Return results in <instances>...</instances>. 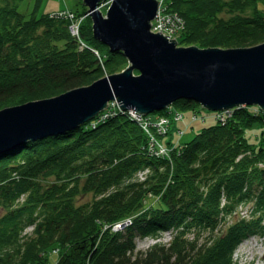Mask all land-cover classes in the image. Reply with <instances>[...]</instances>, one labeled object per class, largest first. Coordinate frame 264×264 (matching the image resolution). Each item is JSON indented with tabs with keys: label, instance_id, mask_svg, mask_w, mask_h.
<instances>
[{
	"label": "trees",
	"instance_id": "16d2710c",
	"mask_svg": "<svg viewBox=\"0 0 264 264\" xmlns=\"http://www.w3.org/2000/svg\"><path fill=\"white\" fill-rule=\"evenodd\" d=\"M21 1L0 5V110L86 87L129 65L122 52L95 40L90 17L78 39L68 17L23 14ZM170 1L185 22L181 46L264 42V0ZM70 12L81 18L88 9ZM80 41L98 55L81 50ZM232 112L175 147L171 159L154 155L148 135L122 115L0 156V264H49L52 250L57 264H237L236 247L264 235V112ZM254 128L260 134L251 142ZM89 193L91 202L76 205ZM248 204L251 217H242ZM128 218L132 225L111 230ZM163 231L175 233L171 242L138 250L137 238Z\"/></svg>",
	"mask_w": 264,
	"mask_h": 264
},
{
	"label": "water",
	"instance_id": "95a60500",
	"mask_svg": "<svg viewBox=\"0 0 264 264\" xmlns=\"http://www.w3.org/2000/svg\"><path fill=\"white\" fill-rule=\"evenodd\" d=\"M102 0H83L97 41L122 52L129 67L91 86L0 111V156L28 142L79 129L116 100L139 114L163 111L179 100L217 112L258 106L264 112V44L251 48L180 47L151 32L159 1L114 0L107 17ZM139 70L142 75L133 76Z\"/></svg>",
	"mask_w": 264,
	"mask_h": 264
},
{
	"label": "rangeland",
	"instance_id": "374dc122",
	"mask_svg": "<svg viewBox=\"0 0 264 264\" xmlns=\"http://www.w3.org/2000/svg\"><path fill=\"white\" fill-rule=\"evenodd\" d=\"M20 1L21 0H0V5H6V4L12 5L14 3L18 4ZM113 1L114 0H102L100 2L98 9L103 13L104 16H107V12L110 9V7L112 6ZM100 5H101V7H100ZM36 6L38 8H36ZM84 7L85 6H84L83 0H41L40 2L38 0H22L20 3V6H19V11L22 12L23 14H29V13L33 12V9L34 10L36 9L38 16H42L44 14H49L51 16V18H55V19L66 18L68 15V20L71 23L69 26V29H72V27L74 28V26L78 25V24H79L78 27L81 28L80 24L82 23L83 18L82 17L81 18L76 17L73 13L70 12V10L76 11V12L82 11L84 9ZM71 32L73 33L72 30H71ZM151 32L152 33H154V32L158 33L159 30L151 29ZM163 35H165V34H163ZM101 44H103V43H101ZM261 44H264V42ZM261 44H259V45H261ZM86 45L87 44L82 42V43H80L79 48L80 49L84 48ZM255 46H258V45H255ZM255 46H251V47H255ZM180 47L188 48V47H192V45L181 46L178 44L177 48H180ZM251 47H247V48H251ZM223 50H227V49H223ZM95 54L98 55L97 53H95ZM128 67H129V65L127 66V68ZM126 69H123L122 72H120V73H123ZM132 75L133 76H140V75H142V73L139 70H134L132 72ZM105 77H107V76L99 78L98 80L103 79ZM98 80H96L95 82H97ZM92 84H90L88 86H91ZM88 86H86V87H88ZM63 94H65V93H63ZM58 96H60V95H58ZM58 96H56V97H58ZM53 98H55V97H53ZM48 99H50V98H48ZM114 102H116V100H113L110 103H114ZM117 103L120 104L118 101H117ZM16 106H18V105H16ZM173 106L174 107H171L169 109L166 108L165 111L164 110L158 111V112H154V113L148 114V115L141 114L140 116H142L143 119L139 118L137 116L139 118V120L135 122L144 130V132L148 135V137H150L151 141H153L157 145H161V146L165 147L166 149H168L170 151H172L175 147L180 146L179 144H181L185 141L191 140L196 134L201 132V130L203 128L213 126V125L217 124V122H218V120L215 116V113L205 109L200 104L195 106L194 109L193 108L182 109V108H179L178 105H173ZM11 107H14V106L10 105V106L3 108L2 110L6 109V108H11ZM117 109H121V108H117ZM120 111H122V112L119 113V116L122 115L124 117H127L128 119H132V116H136L138 113L135 110H124L123 108ZM123 112H125L126 114H124ZM218 112H220V111H217L216 114H219ZM96 116L94 118H96ZM145 116L148 118H145ZM163 124L166 125V133L160 134L157 129H158V127H162ZM262 129L264 130V128H262ZM259 134H260V131H256L254 128L247 133V138L251 142H255L256 139L258 138L257 136H259ZM60 136H62V135H60ZM54 137H58V136H54ZM48 138H51V137H48ZM48 138H46V139H48ZM46 139H44V140H46ZM39 141H43V140H39ZM39 141H34L33 143H37ZM168 143L171 145H169ZM166 152L169 153L168 151H166ZM148 172H149L148 170L139 172L137 175L139 181H143L146 178ZM24 200H25V198H23L21 200L22 201L21 203H23ZM92 200H93V194L89 193V194L81 195V196L77 197L75 202H76V205H82L85 203H89ZM155 203L156 202L154 200V204ZM239 213L242 217L245 216L246 218H250L251 217L250 215L252 213V206L250 204H248V205L241 207L239 209ZM130 220L131 219L128 218L125 221H130ZM117 224L118 223H116L112 226L111 230H113L114 232H116V230H114V229L117 227ZM109 227H105L104 230H107V228H109ZM32 230H33V227H29L26 230L25 234L26 233L30 234L32 232ZM173 236H175V233L173 231H163L161 233V235L159 236V238L157 237L160 240H157L156 237H154V236H147L145 238L139 237L136 240L137 241V248H138V250H141V251H147L157 241H159L158 243L168 244L169 242L172 241ZM57 252L58 251H53V250L50 251V253L48 254V263L49 264H57L58 263ZM233 258L237 264H264V235H255V236L248 237V238L244 239V241L236 247V249L234 251Z\"/></svg>",
	"mask_w": 264,
	"mask_h": 264
},
{
	"label": "built area",
	"instance_id": "2783aa9c",
	"mask_svg": "<svg viewBox=\"0 0 264 264\" xmlns=\"http://www.w3.org/2000/svg\"><path fill=\"white\" fill-rule=\"evenodd\" d=\"M160 3H161V5L159 8L158 16L156 17L155 20H153L152 25L155 26V29L157 26L158 30L161 33L167 35V37L169 39H177L178 36L180 35V33L185 28L184 19L181 16H179L178 14H175L169 10L167 0H160ZM67 17H68V15H67ZM78 25H75L74 28L72 27L71 30L73 31V33L78 32V29H79ZM117 108H121L120 104H118L117 102L110 103L107 106V108L104 110V112L98 117V119H96L94 121L93 127H96L100 123L105 122L110 117H113V116L119 114L120 112H122V111H120L122 108L121 109H117ZM123 113L126 114L125 112H123ZM140 115L141 114L137 113L136 116H132V120L138 121L139 118H142V116H140ZM225 115H226V113H221L218 115V117L221 120H223V119H225ZM145 118H148V117L145 116ZM157 130L159 131L160 134L166 133V125L163 124L162 127H158ZM151 149L157 155L168 156V153L166 152V151H168V149H166L165 147H163L161 145H157L153 141H151ZM125 224L130 225L131 221H127ZM123 227H124V225L118 224L114 230L117 231V230L123 229Z\"/></svg>",
	"mask_w": 264,
	"mask_h": 264
},
{
	"label": "bare ground",
	"instance_id": "6f19581e",
	"mask_svg": "<svg viewBox=\"0 0 264 264\" xmlns=\"http://www.w3.org/2000/svg\"><path fill=\"white\" fill-rule=\"evenodd\" d=\"M157 1H159V5H158V10H157V14H156V17L158 16V12H159V8H160V5H161V3H160V0H157ZM100 7H101V5H100ZM168 8H171V5L169 4V7ZM173 13H175V14H178L179 16H181L178 12H173ZM75 17V16H74ZM87 17H90V15H89V13H86L84 16H82V18H83V20L85 19V18H87ZM107 17V16H106ZM156 17H155V19H156ZM182 17V16H181ZM91 18V17H90ZM154 19V20H155ZM153 22V21H152ZM152 22H151V24H152ZM151 29H153V30H155V26L154 25H151ZM156 30H158V27L156 26ZM70 32H71V29H70ZM155 33V32H154ZM71 34L74 36V37H76V38H78V39H80V27H79V29H78V32L77 33H72L71 32ZM94 35V34H93ZM100 42V41H99ZM80 43H82V41H80ZM85 48V47H84ZM84 48H81V50H83ZM97 54H98V52H97ZM111 102V101H110ZM110 102L108 103V104H110Z\"/></svg>",
	"mask_w": 264,
	"mask_h": 264
}]
</instances>
